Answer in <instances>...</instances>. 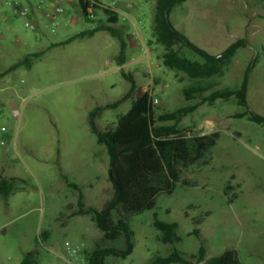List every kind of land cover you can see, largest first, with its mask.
Masks as SVG:
<instances>
[{
    "label": "rangeland",
    "instance_id": "374dc122",
    "mask_svg": "<svg viewBox=\"0 0 264 264\" xmlns=\"http://www.w3.org/2000/svg\"><path fill=\"white\" fill-rule=\"evenodd\" d=\"M131 1L135 4L132 18L142 20L138 24L142 39L127 24L115 25L126 42L123 64L118 62L121 40L109 30L49 48L100 20L105 22L102 11L97 12L95 22L87 20L80 0H66L58 27L53 28L45 17H40L36 28L26 27L21 17H13L9 20L12 28L4 29L0 71L28 54L44 53L33 60L31 68L21 65L0 77V173L16 178L14 191L0 196V264H19L31 250L38 251L41 264H88V254L103 232L90 214L68 218V213L78 209L80 193L86 206L97 208L113 195L109 154L92 131L89 115L130 90L132 82L123 71L133 75L136 89L131 98L97 116L101 129L114 125L130 109L152 77L158 112L196 102L184 96V89L204 79L165 66L161 58L165 47L150 42L154 40L155 0ZM171 19L195 44L213 54L238 38H248L250 45L240 48L220 74L205 78L217 82L218 89L237 86L256 59L249 78L248 107L239 105L234 96L206 103L183 119L181 125L191 127L192 132H220L211 162L185 172L194 186L180 183L172 194H161L153 209L134 215L130 220L133 252L125 258L108 256L106 264H150L154 257L167 256L174 249L192 259L202 245L207 258L236 248L242 264H264V123L233 116L247 109L264 116V2L187 0L174 7ZM175 48L182 56L203 60L187 46ZM64 175L79 189L69 186ZM229 182L235 190L225 194ZM155 213L160 220L178 225L181 241L160 239ZM198 218H203L198 225L201 236L193 233ZM45 229L50 230L49 238L40 240ZM113 244L123 247V238Z\"/></svg>",
    "mask_w": 264,
    "mask_h": 264
},
{
    "label": "trees",
    "instance_id": "16d2710c",
    "mask_svg": "<svg viewBox=\"0 0 264 264\" xmlns=\"http://www.w3.org/2000/svg\"><path fill=\"white\" fill-rule=\"evenodd\" d=\"M187 0H155L153 24V39L150 42L162 44L165 51L161 54L165 66L176 71H184L190 78L204 79L199 85H192L184 89L187 99H196V102L180 107L173 111L158 112L152 101L150 91H144L132 100L130 109L118 117L116 123L108 128L101 129L97 116L105 109L117 107L132 97L137 83L133 75L123 71L125 77L131 80L130 90L114 103L100 105L89 115L92 131L96 134L99 143L106 146L109 154V178L113 187L112 197L102 208L86 206L83 193H80L78 209L70 211L68 218L77 214H90L98 228L102 230L101 238L88 254V264H106V258L114 255L125 258L134 250V230L130 220L134 215L145 210L153 209L161 194H172L178 184L187 187L195 182L185 178V172H194L212 160V148L216 145L220 132L214 130L209 133L192 132L191 127L182 126L183 119L195 112L200 106L213 104L219 99L237 98V103L248 107V86L253 60L245 69L242 82L237 86L217 88V82L207 81L205 78L220 74L225 65H229L237 51L250 45L247 37L238 38L219 54H213L195 44L185 33L176 28L171 19L175 6ZM264 2V0H255ZM88 0H80L84 17L95 22L88 12ZM95 14L99 7L94 4ZM105 22L100 20L95 26L84 30L64 41L53 43L49 48L67 44L77 37L93 35L99 30H109L112 35L121 40L122 50L118 57L120 64L124 63L123 52L126 42L115 27L120 19L116 14L104 9ZM177 44L187 46L202 57V61L192 60L182 56L175 48ZM44 51L26 55L22 60L13 64L6 71H0V77L5 76L21 65L32 67L33 60L40 57ZM235 117H247L257 123H264V116L249 109L236 112ZM69 186L79 189V185L70 181L65 175ZM16 178H7L0 173V196L8 197L15 189ZM235 186L229 182L225 187V194H230ZM233 197H235L233 195ZM232 197V198H233ZM230 198V201L232 200ZM71 208V205H68ZM206 214H209L207 212ZM154 225L162 232L160 239L165 243L181 241L178 234V225L160 220L154 214ZM203 218L194 220L196 227L193 233L201 236L198 225ZM50 230L40 232L45 241L49 238ZM123 238L124 246L116 247L113 243ZM110 241L112 245L104 244ZM242 264L240 251L229 248L217 256L206 257V249L202 245L192 259H187L184 253L174 249L167 256H156L150 264ZM19 264H41L38 251L31 250L25 253Z\"/></svg>",
    "mask_w": 264,
    "mask_h": 264
},
{
    "label": "built area",
    "instance_id": "2783aa9c",
    "mask_svg": "<svg viewBox=\"0 0 264 264\" xmlns=\"http://www.w3.org/2000/svg\"><path fill=\"white\" fill-rule=\"evenodd\" d=\"M88 1L90 3L88 12L92 18L96 16L94 13V4L99 7L98 11L104 12V9H108L111 13L119 17V23H125L130 29L133 28L134 32L142 39V32L138 28V24L142 23V20H134L131 16V11L135 7L134 2L131 0H110L109 2L104 0ZM65 3L66 0H29L27 3L18 2V0H0V21L4 24L3 28L0 27V38H2L4 34V29L12 28L7 18L8 13H11L14 17H21L26 27L36 28L37 22L40 21V17H45L50 21L51 26L55 28L60 25V17L66 12ZM147 90L152 94L153 103L155 105L158 104L159 99L153 95V77L150 80V84L145 88V91ZM2 129L4 130V127ZM77 252L76 249H72L71 253L74 255L77 254Z\"/></svg>",
    "mask_w": 264,
    "mask_h": 264
},
{
    "label": "crops",
    "instance_id": "0c3cea01",
    "mask_svg": "<svg viewBox=\"0 0 264 264\" xmlns=\"http://www.w3.org/2000/svg\"><path fill=\"white\" fill-rule=\"evenodd\" d=\"M14 16L11 14V13H8V20H10L11 18H13ZM3 22L2 21H0V25L2 24ZM122 23H118V25H121ZM142 94V93H141ZM140 94V95H141ZM138 97V96H137Z\"/></svg>",
    "mask_w": 264,
    "mask_h": 264
}]
</instances>
